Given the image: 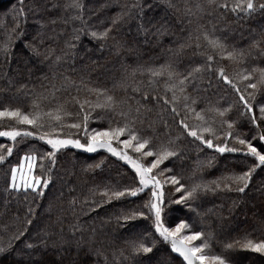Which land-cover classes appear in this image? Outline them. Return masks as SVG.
Wrapping results in <instances>:
<instances>
[{
  "label": "trees",
  "instance_id": "obj_1",
  "mask_svg": "<svg viewBox=\"0 0 264 264\" xmlns=\"http://www.w3.org/2000/svg\"><path fill=\"white\" fill-rule=\"evenodd\" d=\"M79 2L82 10L70 7L72 0H0V45L17 22L22 33L11 36L13 43L7 56L0 52V109L35 112L33 104L38 103V110L47 112L65 104L73 113L72 117H65L67 125L83 119L72 98L102 103L104 96L89 91L99 89L114 98L116 107L95 109L89 129H106L110 122L116 126L117 121L123 126L125 117L119 113L127 114V121L142 137L152 138L153 150L166 147L178 153L165 161L161 169H171L166 175H175L185 187L211 186L222 174L246 171L242 153L220 154L187 135L180 120L187 116V123L192 126L201 122L186 114L182 96L176 104L179 115L172 113V105L164 103L165 98L172 99V92L166 91L165 85L192 73L181 86L185 88L184 95L190 97V106L195 99L193 107L197 112L204 110L209 121L215 116L209 110L231 106L223 119L234 122L237 134L251 133L248 139L256 135L249 122L251 113L242 115L245 109L239 97L240 93L245 97L252 93L255 100L249 98V103L255 105V115L259 116V106L264 104V85L259 83L260 70H264V10L259 6L264 0H254L256 10L251 14L234 13L231 9L236 0H216L215 4L208 0ZM225 3L227 8L218 6ZM21 7L26 20L18 21L14 17H18ZM130 9L131 16L127 15ZM118 13L125 15L113 25ZM75 16L82 18L73 19ZM105 29H111L106 39L89 35ZM205 33L226 46L224 55H242L236 59L222 58L219 50L207 44ZM208 56L214 58L211 71ZM161 66H170L169 70L177 75L169 80L166 72L159 77L148 72ZM197 67L202 71L194 72ZM219 68L238 84L240 93L218 76ZM249 73L253 79H240ZM249 83L257 84V89L248 87ZM215 119L217 135H222L221 118ZM12 127H17L15 121L0 119V130ZM19 127L37 131L27 125ZM57 129L60 130L59 126ZM226 130L225 126L223 131ZM41 131L51 129L46 126ZM62 135L85 142L82 130L77 135L75 129L64 127ZM18 141L13 155L0 164V247L5 248L0 252V264H185L171 252L169 243L155 233L151 220H118L122 209L142 204L150 190L120 202H102L99 193L106 186L123 188L138 184L134 171L125 162L106 150L89 153L73 147L62 149L50 173L51 183L41 196L30 189H10V169L32 148L40 154L51 149L36 137ZM12 143L0 137V144ZM254 144L264 151V145L258 141ZM129 154L138 156L131 150ZM152 159L145 158L143 162L150 164ZM253 163L254 158L247 159V166ZM35 174H41L39 167ZM164 191L162 216L167 226L174 227L183 219L193 231H202L206 237L211 235L209 254L224 255L230 264H264V255L244 250L236 243L245 238L264 240V168L256 170L244 193L200 189L194 199L177 205L172 201L183 193H175L170 184L165 185ZM20 232L24 235L12 241ZM146 234L148 238L144 240ZM43 240H47V247L26 248V244L40 245ZM141 240L152 251L134 254L131 242ZM229 244L234 247L226 249Z\"/></svg>",
  "mask_w": 264,
  "mask_h": 264
},
{
  "label": "snow or ice",
  "instance_id": "obj_2",
  "mask_svg": "<svg viewBox=\"0 0 264 264\" xmlns=\"http://www.w3.org/2000/svg\"><path fill=\"white\" fill-rule=\"evenodd\" d=\"M209 4H215L216 0H208ZM219 7L227 8L228 5L222 4ZM70 7L81 9L83 5L79 0H72ZM135 7V6H133ZM261 10H264V4L260 6ZM234 13H244L251 14L256 10V5L254 0H236V3L231 9ZM125 13H118L116 17L113 18V25L117 21L121 20ZM131 16V9L127 13ZM19 19H25L26 15L23 12V8L18 12ZM81 16H75L73 19H81ZM43 27V25H41ZM111 29H105L103 32L92 31L89 35L94 39H106L110 34ZM13 34H21L20 23L17 22L15 27L11 30L5 42L0 45V52H3L5 56L9 54L10 47L13 43L11 36ZM79 39V37H76ZM199 39V38H197ZM204 39L207 44L214 50H219L222 54V58L236 59L238 54L235 52H227L226 46L219 40L210 38L206 33L204 34ZM199 47V44H197ZM60 59L59 57L57 58ZM213 56H208V70L211 71V64L213 62ZM170 66H161L160 69H148V72L152 77L163 76L165 72L167 73L168 79L172 80L176 73L169 70ZM202 69L197 67L194 72H200ZM255 71V70H254ZM218 76L223 79V81L230 85L234 91L240 93V89L237 83L225 74L223 68L217 70ZM192 73H189V77ZM189 77H184L176 83L166 84L165 90L172 92V99L169 101L167 98L164 99V103L171 104V111L174 115H179L176 104L180 101L181 96L184 101V109L186 114L194 115L197 120L201 123L199 125L192 126L187 123V116L180 120V126L186 131L187 135L198 140L201 144L206 145L208 149H214L217 153H242L244 157V167H247L246 171L236 172L232 170L226 174H222L216 180L209 184H196L190 189L185 187L183 183L175 175H166V173L171 172V169L164 168L161 169V165L165 161L169 160L171 157H175L178 153L176 151L169 150L166 147H162L159 150H153L152 148V138L142 137L134 127L127 121L125 113L121 112L119 115L125 117V123L120 126L119 121L117 125L113 126L109 123V127L106 129H89V121L91 119V113L95 109H109L114 110L116 107V101L112 96H107L102 90L90 89L89 91H95L97 96H104V101L97 102L93 104L91 101L73 97L72 100L79 105L80 112L83 113V119L80 122H75L71 124H64L65 117H72L73 113L69 112L65 104H58L54 110H49L47 112L39 111L40 105L38 103L33 104V108L37 109L35 112H24L20 108H10L4 107L0 109V119H7L10 121H15L17 127H12L9 130H0V137L8 138L13 143L9 146L6 144H0V164L7 161L9 157L13 155L14 150L17 148L19 141L18 138L25 137H36L39 141H42L45 145L50 147V151L40 154L37 149L32 148L28 153H26L18 165H13L10 169L11 177L9 182V188L12 190H19L21 187L25 190H31L37 195H43V189H46L51 183L50 173L55 167L56 155L62 149L68 148L69 146L76 149H83L86 152L92 153L96 152L98 149H105L112 156L118 157L120 160L124 161L135 173V178L138 179V184L136 186H125L119 188L116 186H106L99 195L103 198V203L120 202L127 198H135L140 194L145 193L146 190L150 189V194L148 198L143 201L142 204L132 206L126 210H121V214L118 217L123 219L125 223L129 221H136L138 219H146L152 221V227L155 233L163 239L164 242L170 244L171 251L173 253L179 254L183 258L185 264H230L229 260L224 255L219 254H209L211 252L210 241L212 239L211 235L205 236L202 231H193L192 226L181 219L174 227L167 226L164 222L162 214L165 211V185H172L175 188V193H183L179 196V199L172 201L177 205L185 204L187 201L194 199L198 190H224V191H236L238 193H244L249 187L250 182L253 178V174L259 168H264V151L260 150L254 142L258 141L261 145H264V104L259 106V116L255 115L254 108L255 105L249 103V98L255 100V96L252 93L245 97L244 94L240 93V101L243 103L245 112L242 115L249 116L250 125L256 129L257 134L252 135L251 139L247 136L251 133L237 134L234 130V122H229L223 119L231 110V106L221 110L220 108L211 109L209 111L214 112L215 116L221 118L219 128L222 131V135H217V128L215 116L211 120H207L203 114L204 110L197 112L194 105L197 101L193 99L190 106L188 101L189 96L184 95L185 88L181 87L186 84ZM242 81H250L253 79L252 75L249 73L247 75H242L240 77ZM259 83L264 85V70H260V80ZM248 87L253 90L257 89V84L249 83ZM177 92L181 95L178 96ZM87 105V110L85 106ZM77 118L79 113H76ZM30 126L37 131H29L26 128L19 126ZM208 125V126H204ZM48 127L51 131H41V129ZM59 126V129H57ZM226 126V131L223 129ZM64 127L75 129L76 134L79 135L81 130L83 134L82 142L79 138H73L71 135L63 136L62 129ZM207 134V135H206ZM127 137V138H122ZM212 137V138H208ZM223 141L222 143L220 141ZM232 142V146H229V142ZM114 144L116 146H114ZM238 145V146H237ZM129 150L138 154L136 158L129 154ZM153 157L150 164H145L143 160L145 158ZM254 158L255 163L251 166H247V159ZM25 165H27L25 169ZM49 165H51L49 167ZM98 166V165H97ZM39 167V175L35 174V170ZM31 211V209H30ZM31 223V221H29ZM75 227V226H74ZM74 234V232H73ZM24 235V232H20L11 238L12 241L19 240ZM48 234L45 233V236ZM147 234L144 236L146 240ZM197 242H200L199 244ZM11 243V241H10ZM240 247L244 250H250L254 253H259L264 255V240L254 241L252 239L245 238L243 241H237ZM38 246L47 247V240L40 242V245L36 244H26V248L31 250ZM233 244L226 245V249L233 248ZM132 252L135 253H149L152 251L151 247L145 245L143 240L140 242H131ZM5 248L0 247V252H4Z\"/></svg>",
  "mask_w": 264,
  "mask_h": 264
},
{
  "label": "water",
  "instance_id": "obj_3",
  "mask_svg": "<svg viewBox=\"0 0 264 264\" xmlns=\"http://www.w3.org/2000/svg\"><path fill=\"white\" fill-rule=\"evenodd\" d=\"M169 248H170V250H171V247H170V244H169ZM172 252V251H171ZM173 253V252H172ZM174 255H176V256H178L179 258H181L182 260H183V258L182 257H180L179 256V254H177V253H173ZM184 262V261H183ZM185 263V262H184Z\"/></svg>",
  "mask_w": 264,
  "mask_h": 264
},
{
  "label": "rangeland",
  "instance_id": "obj_4",
  "mask_svg": "<svg viewBox=\"0 0 264 264\" xmlns=\"http://www.w3.org/2000/svg\"><path fill=\"white\" fill-rule=\"evenodd\" d=\"M83 142V141H82ZM69 147H71V146H69ZM98 150H105V149H98ZM23 157V156H22ZM21 162V161H20ZM124 162V161H123ZM20 164V163H19ZM26 167H27V165H25V169H26ZM130 167V166H129ZM21 188H23V187H21ZM150 190V189H149Z\"/></svg>",
  "mask_w": 264,
  "mask_h": 264
}]
</instances>
